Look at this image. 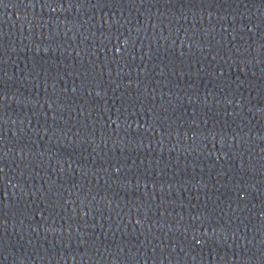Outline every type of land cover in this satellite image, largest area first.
<instances>
[{
  "label": "water",
  "instance_id": "1",
  "mask_svg": "<svg viewBox=\"0 0 264 264\" xmlns=\"http://www.w3.org/2000/svg\"><path fill=\"white\" fill-rule=\"evenodd\" d=\"M0 264H264V0H0Z\"/></svg>",
  "mask_w": 264,
  "mask_h": 264
}]
</instances>
